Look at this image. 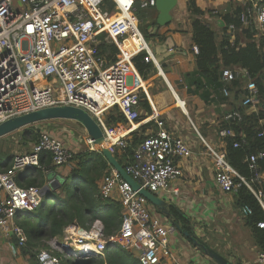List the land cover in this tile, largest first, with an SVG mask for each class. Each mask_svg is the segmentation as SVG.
Masks as SVG:
<instances>
[{"label":"built area","instance_id":"built-area-1","mask_svg":"<svg viewBox=\"0 0 264 264\" xmlns=\"http://www.w3.org/2000/svg\"><path fill=\"white\" fill-rule=\"evenodd\" d=\"M136 0H0V123L49 106L72 105L82 108L97 122L103 131L105 146L114 155L127 146V135L135 129L139 120L141 95L149 100L142 76L135 68L133 58L144 53L143 61L159 69L149 41L139 29L134 15ZM156 0H139L141 9L155 7ZM242 26L253 25L264 35V2L241 11ZM238 30L228 24L227 31ZM114 45L116 60L109 62L100 53V46ZM193 52H198L192 46ZM222 76L230 81L238 76L246 80L242 106L264 111L255 81L243 69L224 68ZM228 94L226 87L222 89ZM117 107L124 117L127 129L118 134L114 126L105 122V114ZM154 117L157 130L146 135L136 146L132 160L125 172L139 187L158 195L170 188L183 171L180 160L192 155L189 143L169 132L162 120ZM241 114L232 111L224 120H241ZM219 137L233 136L231 128H222ZM233 143L242 144L243 138ZM201 141L205 143L204 139ZM92 145V141L88 139ZM93 149V146H92ZM51 155L55 168H72L73 152L63 140L47 132H40L28 152L14 154L11 166L0 171V230L17 238L20 245L27 240L20 218L37 209L42 200L41 187H22L16 179L28 169L38 168L47 172L40 163L41 152ZM213 160V179L216 188L223 193L233 192L239 186L238 178L251 187L227 161L224 150L208 146ZM264 158V150L251 154L246 162L258 182L264 183V171L258 172V161ZM103 198H113L121 204L122 220L119 229L105 236L103 225L95 220L88 229L76 224L67 226V237L80 243L89 242L94 250L74 251L62 241H50L44 250H38L31 264H63V258L102 256L109 246L140 250V264H164L175 261L170 249L169 237L177 230L159 214L145 197L134 190L114 169L105 173L98 183ZM172 192H179L177 187ZM264 210V196L253 191ZM243 216L250 214L248 207L240 210ZM23 214V215H22ZM264 228V222H258ZM65 228V229H66ZM68 259V260H69ZM256 264H264V251H259Z\"/></svg>","mask_w":264,"mask_h":264},{"label":"trees","instance_id":"trees-1","mask_svg":"<svg viewBox=\"0 0 264 264\" xmlns=\"http://www.w3.org/2000/svg\"><path fill=\"white\" fill-rule=\"evenodd\" d=\"M248 7L250 5L238 6L222 15L224 31L231 23L240 30L233 41H230L229 35L217 41L215 30L203 19L204 10L196 4L195 0H186V11L190 21V40L198 50L195 54L196 70L192 82L194 93L205 102H209L211 96V101L216 100L227 104L228 112L237 111L241 114V120L222 121V127L231 128L234 135L222 139L223 149L221 150L225 151L227 161L251 187L250 189L245 183L235 178L239 186L232 193L237 209L241 210L243 207L250 209V214L243 216L245 225L251 230L258 250L264 251V228L257 226L258 222H264V210L252 192V190L261 191L264 196V183L255 179L254 172L250 170L246 162V158L251 154L264 150V111L258 107L257 110L247 114L248 107L241 104L243 95L247 93L246 80L238 76L226 81L222 76L224 68L233 71L245 70L255 81L260 98L264 101V35H261L253 25L242 26L239 15ZM146 12L143 15L146 25L152 27L156 24L157 11L155 8H149ZM139 29L147 39L151 38V32L145 27L140 28L139 25ZM172 31L176 32L177 29L170 27V32ZM99 49L109 62L116 60L117 49L114 45L103 44ZM143 56L144 53L136 55L133 63L145 78L144 70L155 71L156 68L152 63H145ZM224 87L228 90L227 95L222 92ZM105 122L108 126H116L124 124L125 119L117 107H113L106 112ZM140 128L143 129L144 126ZM22 130L24 140L33 141V143L38 140L40 131L35 125ZM242 138L244 142L239 147H234L233 143L235 141L241 143ZM143 139L144 137L137 132H132L131 138L127 139V146L114 154L119 164L125 167L132 160L134 149ZM13 156L14 154H6L4 159H0V171L11 166ZM39 160L42 165H49L46 167L47 172L34 168L28 169L24 174H18L16 181L20 186L42 187L48 182L47 175L56 169L51 165V155L43 151L40 153ZM73 162L74 165L59 188L43 196L37 209L20 218L19 224L27 238L24 250L36 248L44 239L61 237L65 228L73 224L88 228L86 226L88 223L98 220L103 225L105 236L119 229L122 220L121 204L113 198L101 197L98 192L97 182L111 168L106 159L101 153L92 149L73 154ZM258 167V172L264 171V158L258 161ZM69 177L73 182L72 192L68 182ZM171 212L179 219L183 229L190 230L188 220L183 215L174 208ZM37 252L32 254L33 259ZM69 264H140V262L130 250L117 245L107 247L102 256L78 257L73 254Z\"/></svg>","mask_w":264,"mask_h":264},{"label":"crops","instance_id":"crops-1","mask_svg":"<svg viewBox=\"0 0 264 264\" xmlns=\"http://www.w3.org/2000/svg\"><path fill=\"white\" fill-rule=\"evenodd\" d=\"M179 1L186 0H177V4ZM195 1L204 10L203 19L215 30L217 41L227 35L230 41H233L240 30H236L233 34L224 31L223 14L238 6L253 7L264 2V0ZM180 10L181 13H187L186 9ZM153 27L147 29L151 32L148 41L153 50L156 48L162 60L159 69L155 67V71L144 70L145 78L140 74L149 100L141 95L139 122L126 137L131 138L132 132H137L143 137L154 133L157 130L153 117L155 116L163 121L164 127L169 132L184 138L190 145L192 155L179 161L183 175L172 182L167 191L160 192L158 196L169 203L170 211L174 208L183 215L188 220V226L214 250L236 264H256L259 250L252 239L251 230L245 225L240 210L235 207L233 193L220 192L214 185L213 160L208 151V146L216 150L223 149V141L218 133L224 128L222 121L229 113V106L216 100L211 101V96L210 101L205 102L194 93L192 82L196 66L195 53L190 40L189 16L187 18L172 16V20L165 26L158 27L154 34H152ZM170 27L176 28L177 31L170 32ZM169 49L173 50L172 54H169ZM252 110L246 108V113H251ZM142 126L143 129L140 128ZM114 127L118 134H121L127 129V124H117ZM7 136L0 138V159H4L7 154L4 150ZM32 144H29L27 150H30ZM43 166L49 167L48 164ZM70 169L71 167L65 166L56 168L52 172L55 176L65 178ZM174 187L179 190L177 194L172 192ZM25 244L26 242L20 245L17 238L7 236L0 230V264H31L32 254L36 248L24 250ZM169 245L175 261L164 260V264H210V261L202 256L179 231L169 237Z\"/></svg>","mask_w":264,"mask_h":264},{"label":"water","instance_id":"water-1","mask_svg":"<svg viewBox=\"0 0 264 264\" xmlns=\"http://www.w3.org/2000/svg\"><path fill=\"white\" fill-rule=\"evenodd\" d=\"M176 4L177 0H156L155 9L157 11V16L156 24L153 27L152 34L155 33L158 27L165 26L172 20L171 11L176 6ZM153 53L157 63L159 64L162 58L159 56L156 48H154ZM172 53L173 50L169 49V54ZM53 120L71 121L80 130L84 131V133L92 141L93 149L103 155L109 166L114 168L134 190H138L139 194L145 197L159 214L166 217L175 226L176 230L181 232L182 236L187 238V240L202 256L211 260L215 264H235L221 253L214 250L203 238L198 236L193 228H190V230L183 229L181 227V222L170 211V205L164 198H161L158 195L139 187L138 183L125 172L123 166L119 164L114 155L107 149L105 146V138L102 129L84 109L74 107L72 105L49 106L6 119L0 123V138L18 130L24 129L28 126ZM47 177L48 182L41 187L42 197L50 191H56L64 182V178L55 176L53 172L49 173ZM130 252L135 257L139 256L141 253L140 250L135 248H131Z\"/></svg>","mask_w":264,"mask_h":264},{"label":"rangeland","instance_id":"rangeland-1","mask_svg":"<svg viewBox=\"0 0 264 264\" xmlns=\"http://www.w3.org/2000/svg\"><path fill=\"white\" fill-rule=\"evenodd\" d=\"M185 4H186V1H179V3L176 4V6L171 11V16H183L184 18H187L188 13H186V12L181 13V10H180L181 8H183V10L186 9ZM134 6H135V8H137V10L134 12V15L139 22L140 28L145 27L146 29H148V27L146 25L145 16H143L145 13H147L146 10H148V9H141L139 7V0H136ZM150 9H153V7ZM183 10H182V12H183ZM147 40H149V39H147ZM35 127L40 132H47L50 135H52L53 137L60 138L61 140H63V142H65V144L68 147H70L73 154L78 153V152H82L85 150H92V145H90L88 143L89 137L84 133V131L80 130L71 121L62 120L59 122L58 121L44 122L42 124L41 123L35 124ZM22 131H23L22 129L18 130L14 133H11L10 135H8L5 138L6 143L4 145V150L6 151L7 154L12 155V154L24 152L29 147V144L33 143V141H26L23 139ZM115 153H117V151H115L114 154ZM68 182L70 185V190L72 192L73 182H72V179H70V177L68 178ZM86 226H88V228H89V223ZM88 228H83V229H88ZM65 237H67V228L64 230V233L61 237L59 236V237H54V238L47 239V240H45V239L42 240L41 244L36 247L35 252H37L38 250H44V249L48 248L51 244L50 241H62V239ZM86 257H88V256H86ZM68 259H66L64 257L63 258V264H69V260H71V258L69 260ZM209 261H210V264H215L211 260H209Z\"/></svg>","mask_w":264,"mask_h":264},{"label":"bare ground","instance_id":"bare-ground-1","mask_svg":"<svg viewBox=\"0 0 264 264\" xmlns=\"http://www.w3.org/2000/svg\"><path fill=\"white\" fill-rule=\"evenodd\" d=\"M63 244L66 248H69L70 250L74 251H84L87 250V252L93 251L94 247L91 243H80L79 241L72 239V238H65L63 241Z\"/></svg>","mask_w":264,"mask_h":264}]
</instances>
